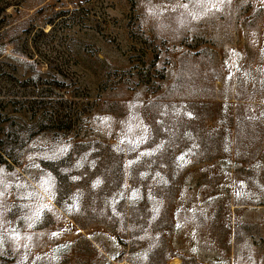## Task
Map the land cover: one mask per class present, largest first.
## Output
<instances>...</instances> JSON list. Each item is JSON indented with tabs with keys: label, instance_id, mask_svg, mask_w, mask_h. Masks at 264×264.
<instances>
[{
	"label": "rangeland",
	"instance_id": "obj_1",
	"mask_svg": "<svg viewBox=\"0 0 264 264\" xmlns=\"http://www.w3.org/2000/svg\"><path fill=\"white\" fill-rule=\"evenodd\" d=\"M0 264H264V0H0Z\"/></svg>",
	"mask_w": 264,
	"mask_h": 264
},
{
	"label": "trees",
	"instance_id": "obj_2",
	"mask_svg": "<svg viewBox=\"0 0 264 264\" xmlns=\"http://www.w3.org/2000/svg\"><path fill=\"white\" fill-rule=\"evenodd\" d=\"M52 29H53V27L50 28V30L47 31L46 33H44L43 31H41L40 33H41V35L46 36V34L48 35V34L52 31ZM39 103H42V102H39ZM43 108L46 109V110H48V105L45 106V107H43ZM54 115H55V114H54ZM54 115H53V116L50 115V118L47 119V120H48L49 122H52V123H58V122H60L61 119L58 117V115H57V117H55L54 119L52 118V117H54Z\"/></svg>",
	"mask_w": 264,
	"mask_h": 264
}]
</instances>
